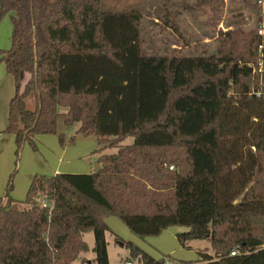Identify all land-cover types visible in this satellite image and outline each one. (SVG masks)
Masks as SVG:
<instances>
[{
	"label": "trees",
	"instance_id": "obj_1",
	"mask_svg": "<svg viewBox=\"0 0 264 264\" xmlns=\"http://www.w3.org/2000/svg\"><path fill=\"white\" fill-rule=\"evenodd\" d=\"M189 1L165 0L154 14L182 38L171 48L143 36L139 9L0 0V19L13 24L0 58L16 89L2 133L14 137L17 157L26 144L37 149L38 136L59 134L61 115L80 124L71 142L94 136L97 151L118 148L95 172L35 176L23 201L12 196L11 175L0 197V264H74L91 250L89 231L93 261L110 264L112 216L142 238L184 226L181 245L203 239L213 249L186 261L123 241L132 264H264V93H254L250 67L258 7L231 0L237 13L226 17L225 0ZM184 11L206 18L212 51L203 42L184 53ZM128 137L134 143L121 144Z\"/></svg>",
	"mask_w": 264,
	"mask_h": 264
},
{
	"label": "rangeland",
	"instance_id": "obj_2",
	"mask_svg": "<svg viewBox=\"0 0 264 264\" xmlns=\"http://www.w3.org/2000/svg\"><path fill=\"white\" fill-rule=\"evenodd\" d=\"M164 1L165 0H103L102 9L104 11L139 9L144 19L143 36L145 38L159 47H163L164 44H167L171 48H179L177 46L182 43V38L177 35V33L167 28L163 22L159 21V23H156L154 21L156 9L160 7ZM186 1L190 2L189 0ZM236 4L237 3H233L231 0H225L224 15L226 17H231L232 14L237 13L231 11ZM241 11L244 14H248L245 8ZM183 17L185 18V24L182 27V32L187 39L190 38V41L187 42L189 44L184 48V53L187 55L199 53L192 51H195L196 45H203V42H208V48L211 50L214 46V41L210 40L204 34V22L206 18L203 16L192 18L186 11H184ZM5 20L6 23H9V17L6 16ZM4 23H2V26H5ZM219 27L224 28V24L221 23ZM0 45H5V42L2 41ZM27 103L29 108H34L35 104L33 99L29 98ZM1 108H3L2 104ZM60 111L66 113L67 109L62 108ZM79 127V123H75L73 126H67L65 124V116H59L58 132L59 134L65 135V143L63 145L61 144L59 134L42 135L38 138L37 149L26 144L20 151L19 158L17 157V146L14 138L8 141L9 143L7 141H0V197L4 194L11 175H14L12 179L14 186L12 196L18 201H23L27 196L33 178L37 175H51L52 165L54 167L61 161L60 164L63 165L75 164V173H92L97 171L100 167L99 158L102 154H114L118 151V148H107L103 153L97 151L101 146L97 144L94 136H78L77 138L84 141L79 144L77 139L71 142V138L76 136ZM3 138L6 139L7 137ZM133 143L134 138L128 137L121 144L130 145ZM66 150H69L68 154H64V151L67 152ZM23 206L24 205H22V207ZM107 218L108 225L114 233H107L110 264H125L126 260L129 258L130 250L124 242H133L137 244L155 258L171 256L177 260L192 261L198 258L199 252L213 254L211 244L207 240L195 239L187 241L185 246L180 244L177 233L186 231L187 227H169L158 236L142 238L134 234L119 218L114 216ZM117 236L121 240H117ZM84 239L89 244L91 250L83 254L82 262L79 259L76 260L74 264H97L93 261L95 254L92 251L95 241L94 233L92 231L86 232L84 234ZM87 260L88 262L86 263Z\"/></svg>",
	"mask_w": 264,
	"mask_h": 264
},
{
	"label": "crops",
	"instance_id": "obj_3",
	"mask_svg": "<svg viewBox=\"0 0 264 264\" xmlns=\"http://www.w3.org/2000/svg\"><path fill=\"white\" fill-rule=\"evenodd\" d=\"M7 17H9V23L5 22L6 16H4L2 19H0V43L2 41L5 42V45H0V49H9L11 47V43H12L13 24H12L11 17L9 15H7ZM2 23H4L5 26H2L3 25ZM14 95H15L14 78L7 72L6 65L3 61H1V58H0V141L1 142L2 141L8 142V141L12 140V138H14L11 135H7L5 133H2L7 126L8 114H9L8 108L10 106L11 99L13 98ZM1 104H2L3 108H1ZM3 137H7V138L4 139ZM39 137L40 136H38L36 138L37 144H38V138ZM82 139H84V138H82ZM82 141H84V140L77 138L78 144ZM85 141H88V140H85ZM92 142H94V141H92ZM92 142H89V143H92ZM66 151L67 152L64 151V154H68L69 150H66ZM60 163H61V161L57 165H55L54 167L52 165L51 175H56L58 173H75V168H76L75 164L63 165ZM68 163H71V162H68ZM66 170H74V171H66ZM107 219L108 218H106V221H107ZM107 223H108V221H107ZM94 244H95V241H94ZM93 247H94V245H93ZM108 255H109V253H108ZM82 258H83V255L80 258L81 262L83 260ZM197 259H199V256ZM197 259H195V260H197ZM87 262H88V260L86 261V263Z\"/></svg>",
	"mask_w": 264,
	"mask_h": 264
},
{
	"label": "built area",
	"instance_id": "obj_4",
	"mask_svg": "<svg viewBox=\"0 0 264 264\" xmlns=\"http://www.w3.org/2000/svg\"><path fill=\"white\" fill-rule=\"evenodd\" d=\"M257 4V13L255 15L257 33L259 43L257 45L256 60L250 64L253 80L255 81L256 89L254 93L261 95L264 93V0H255ZM264 247V246H263ZM236 252H232L235 255ZM125 264H132L127 261Z\"/></svg>",
	"mask_w": 264,
	"mask_h": 264
},
{
	"label": "water",
	"instance_id": "obj_5",
	"mask_svg": "<svg viewBox=\"0 0 264 264\" xmlns=\"http://www.w3.org/2000/svg\"><path fill=\"white\" fill-rule=\"evenodd\" d=\"M122 245H123V243H122Z\"/></svg>",
	"mask_w": 264,
	"mask_h": 264
}]
</instances>
